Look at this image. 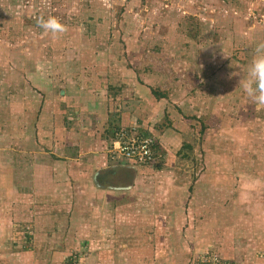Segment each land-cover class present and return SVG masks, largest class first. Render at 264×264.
<instances>
[{
	"label": "crops",
	"instance_id": "0c3cea01",
	"mask_svg": "<svg viewBox=\"0 0 264 264\" xmlns=\"http://www.w3.org/2000/svg\"><path fill=\"white\" fill-rule=\"evenodd\" d=\"M17 32L0 36V264H192L207 249L264 264V109L238 117L213 93L202 109L193 70L177 99L155 97L145 84L168 67L120 99L94 87L108 79L85 63L82 27ZM119 127L156 136L164 167L177 162L167 186L116 152Z\"/></svg>",
	"mask_w": 264,
	"mask_h": 264
},
{
	"label": "rangeland",
	"instance_id": "374dc122",
	"mask_svg": "<svg viewBox=\"0 0 264 264\" xmlns=\"http://www.w3.org/2000/svg\"><path fill=\"white\" fill-rule=\"evenodd\" d=\"M22 12H26V21H22ZM48 17L70 28L82 27L85 63L105 64L108 82L94 87L112 96L133 99L131 92L137 85L130 79L135 80L136 73L168 67L171 81L145 84L151 92L154 89L165 97L171 93L172 99H177L179 74L186 70L182 78L188 79L186 75L193 70L198 80L190 86L197 83L200 87L202 109H206L212 93L218 107L238 110V117L240 109L255 107L246 96L243 103L239 77L230 74L242 70L255 43L264 41V0H0V36L2 31H9V37L15 39L18 27H39L37 21ZM211 76L210 83L207 77ZM166 119L161 120L163 127ZM169 125L171 131L174 127ZM134 164L152 171V188L161 181L165 186L167 179L176 177L177 162L171 169L164 167V159L161 169L153 164ZM150 214L154 219L161 215ZM177 215L172 210L168 221L176 220Z\"/></svg>",
	"mask_w": 264,
	"mask_h": 264
},
{
	"label": "clouds",
	"instance_id": "9594fccd",
	"mask_svg": "<svg viewBox=\"0 0 264 264\" xmlns=\"http://www.w3.org/2000/svg\"><path fill=\"white\" fill-rule=\"evenodd\" d=\"M37 23L45 33H50L53 36L65 31V26L55 17L41 18ZM230 75L239 77L238 86L244 95L255 106L264 109V41L255 43L248 64L242 70Z\"/></svg>",
	"mask_w": 264,
	"mask_h": 264
},
{
	"label": "built area",
	"instance_id": "2783aa9c",
	"mask_svg": "<svg viewBox=\"0 0 264 264\" xmlns=\"http://www.w3.org/2000/svg\"><path fill=\"white\" fill-rule=\"evenodd\" d=\"M119 139L113 141V146L123 158L131 160L141 165H152L160 158L156 154L153 145L154 139L151 136L139 135L138 132L131 128L128 133L119 131ZM73 264H77L74 263ZM192 264H237L235 261L224 259L216 252L209 249L198 252Z\"/></svg>",
	"mask_w": 264,
	"mask_h": 264
},
{
	"label": "trees",
	"instance_id": "16d2710c",
	"mask_svg": "<svg viewBox=\"0 0 264 264\" xmlns=\"http://www.w3.org/2000/svg\"><path fill=\"white\" fill-rule=\"evenodd\" d=\"M152 93H153L156 97H164V96H165L164 93H161V92L155 91L154 89H152ZM129 130H130V128H129V129H127V128L124 129L123 127H119V128H117V129H115V130L113 131V135L115 136V137H113V140H117V139H119L117 132H119V131H124V132H127V133H128ZM138 134H139V135H147V136H151V137H153L152 135H150V134H148V133H145V132H142V131H141V132L138 131ZM153 139H154L153 149H154V151H155L156 154H159V155H160V158H158V161H157L155 164H153V165H154L157 169H160V168H161V161H162V159H163V157H162V155H163V151H162L161 148H160V145H159V143H158V140H157L156 138H154V137H153Z\"/></svg>",
	"mask_w": 264,
	"mask_h": 264
},
{
	"label": "water",
	"instance_id": "95a60500",
	"mask_svg": "<svg viewBox=\"0 0 264 264\" xmlns=\"http://www.w3.org/2000/svg\"><path fill=\"white\" fill-rule=\"evenodd\" d=\"M129 185H127L126 187H121V188H128Z\"/></svg>",
	"mask_w": 264,
	"mask_h": 264
}]
</instances>
